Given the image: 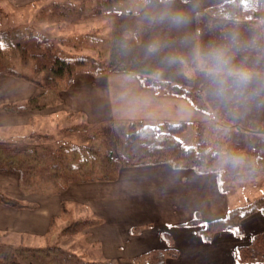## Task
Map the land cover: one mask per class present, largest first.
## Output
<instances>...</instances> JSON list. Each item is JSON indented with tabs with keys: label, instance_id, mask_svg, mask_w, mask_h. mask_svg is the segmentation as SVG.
<instances>
[{
	"label": "rangeland",
	"instance_id": "obj_1",
	"mask_svg": "<svg viewBox=\"0 0 264 264\" xmlns=\"http://www.w3.org/2000/svg\"><path fill=\"white\" fill-rule=\"evenodd\" d=\"M4 1H0L2 37L0 76L16 79L20 83L19 89L21 87L27 89L28 99L32 101L27 110L18 112L19 115L14 116L12 122H15V126L0 129V157L11 154L8 159L14 157L15 163L24 161L26 168L31 169L24 173L22 180L15 170L16 165L12 170L4 168L0 171V201L2 202L4 198L14 200L18 206L35 205L37 202L47 203L49 198L46 195L50 191L78 183L76 180L73 181L74 179H67L61 170L58 171V180L55 179L54 182L47 164L37 161L31 164L32 162L27 161L22 155L25 150L35 151V159L36 156L53 152L56 156L55 151L60 147L74 144L91 147V150L96 149L104 156L109 152L112 157L117 158L126 127L129 123L137 122L114 120L108 118L107 114L97 116L99 114L92 113L91 119L94 122L89 123L85 108L79 107L81 105L70 97L71 94L65 95L74 76L80 79L76 82L79 91L86 89L87 80H94L97 85L100 79L104 81L127 74L135 82L144 80L146 83L143 87L154 93L157 92L151 84L164 80L183 85L195 95L202 94L201 81L204 77L197 71L194 59L197 50H205L202 31H256L261 59L260 51L264 52V38L261 35V31H264V0H252L254 5L259 4V12L255 15L263 17L262 21L239 23H231L221 19L222 17L219 19L207 12L206 9L217 6V2L221 0H122L121 4H114L117 13H109L106 10L108 8L104 3L105 0H54L65 2L50 5H48L49 1L40 0L27 6L22 4L23 0H10L13 3L9 0L6 3ZM253 4H247V8L251 10ZM19 6L20 8L17 9L16 7ZM204 10L207 13L203 12ZM176 13L183 14L186 23L180 26L174 25L170 17ZM248 14L252 15L254 12L251 10ZM246 37L236 35L233 38L246 39ZM56 59L65 60L69 64V75L53 76L50 70ZM260 66L262 67V64ZM53 71H56V68H53ZM107 84L108 82L101 83V88L111 90L113 98L118 99L120 103L127 101V91L133 92V88L128 85ZM262 88L264 90V84ZM25 101H19L17 104ZM196 101L200 102L197 99ZM202 101L209 109L203 94ZM74 103H77L75 104L77 107L73 105ZM73 108H75L74 112H68ZM3 110L10 111L8 107ZM250 118L252 117H248ZM256 123H250L248 127L261 136L262 133L264 134L263 117L259 116ZM75 126H84L85 130L73 132ZM251 134L248 139L252 140L254 136L253 133ZM175 135L186 146L191 145L195 140L206 141L205 144L209 142V145L201 144L203 147L208 146L217 152L227 151L229 155H232L230 151L235 152L233 142L238 140V138L233 142L230 140L226 150L223 146L218 149L214 146L218 143L215 142L217 137H209L202 124L196 126L183 124L175 131ZM96 162L99 163L100 168L95 173L103 176V179L106 177V180L112 181L120 170L117 168L112 171L114 168H110L104 158ZM216 166L214 162L208 168ZM208 168L203 166L200 169ZM241 169H247V165L231 163L224 177L227 180L226 189L230 199L237 200L236 208L231 209L236 212L229 215V221L243 233L240 216L244 215L245 210L250 207L252 212L258 208L264 209V177L261 176L264 172L254 170L256 174H253L251 179L247 172L244 173L240 171ZM256 183L262 185L260 190L257 186L254 189L250 188ZM55 185L57 187H54ZM69 194L70 192L63 195ZM138 221L141 220L137 219L134 222ZM229 221L226 222L227 225ZM82 229L83 227L80 226H70L68 233H65L62 231L63 228L58 230L55 225L50 233V241L39 249L32 248L30 243H21L15 238L0 235V264H85V261L120 264L117 260L113 263L103 262L98 258L99 255L95 256L96 249L87 246L84 241L87 235L83 234ZM256 235L264 238V233L252 236ZM243 236L244 233L240 237ZM252 236L247 238V243L243 246L237 247L241 249L238 260L235 258L238 264H253L260 261L264 263V256L251 252V246L254 244ZM261 245L264 246L262 240L258 242V247L264 254ZM82 246L86 247L87 251L83 250Z\"/></svg>",
	"mask_w": 264,
	"mask_h": 264
},
{
	"label": "crops",
	"instance_id": "obj_2",
	"mask_svg": "<svg viewBox=\"0 0 264 264\" xmlns=\"http://www.w3.org/2000/svg\"><path fill=\"white\" fill-rule=\"evenodd\" d=\"M38 1L23 0L22 4L27 6ZM47 1L48 5L65 2ZM224 1L228 0H221L217 5ZM122 2L118 0L116 4ZM202 33L205 50L212 45H229L234 63L249 67L258 74V79L247 92L226 99L211 95L209 83L202 77V94L208 104V112L196 110L180 96H165L147 90L143 87V80L135 82L127 74L104 81L100 79L97 85L94 80H87V87L82 91L76 85L80 79L74 76L65 95L71 94L70 97L81 105L79 107L85 108L89 123L94 122L91 119L93 113L99 114L97 116L107 114L108 118L114 120H135L144 124L157 121L192 124L186 126L202 124L209 137H217L215 141L220 145L214 146L218 149L223 146L226 150L230 140L233 142L238 138L235 140L238 142H233L235 152L230 151L232 155L227 151L219 152L215 161L217 166L205 170L181 169L168 164L121 168L112 181L77 183L69 185L63 193H47V203L10 207L0 201V235L15 238L21 243H30L32 248L39 249L50 241V233L55 225L60 230L74 220L94 218L98 224L83 230V234L87 235L84 241L90 249H96L95 256L99 255L98 258L103 262L117 260L120 264H131V259L141 254L160 250L170 254L166 264H238L235 249L247 243L250 236L264 233V209L258 208L246 217L240 216L244 240L233 231L216 232L205 240L198 231L204 224L221 220L229 210L236 208L237 200L230 199L224 177L231 163H245L247 169L240 171L247 172L251 179L256 174L254 170L264 172L263 131L259 136V133L248 127L250 123L257 124L259 116L264 119V52L260 51L261 59L256 31ZM236 35L247 37L233 38ZM261 35L264 38V31H261ZM0 78H6L0 79V129L3 130L15 126L12 119L19 114L4 111L2 107L28 100V90L22 87L19 89L20 83L16 79L7 76ZM103 82L128 85L133 88V92L127 91V101L120 103L106 86L107 89L101 88ZM74 109L68 112L72 113ZM215 128L216 135L213 134ZM251 133L255 137L252 140L248 139ZM255 186L260 190L262 185L256 183L250 188L254 189ZM68 192L69 195H63ZM137 219L143 222H134ZM192 219H197V224L188 226L186 223ZM82 248L86 250V247ZM253 264L264 263L260 261Z\"/></svg>",
	"mask_w": 264,
	"mask_h": 264
},
{
	"label": "trees",
	"instance_id": "obj_3",
	"mask_svg": "<svg viewBox=\"0 0 264 264\" xmlns=\"http://www.w3.org/2000/svg\"><path fill=\"white\" fill-rule=\"evenodd\" d=\"M1 2L4 0H0ZM118 0H105L104 3L108 9H106L109 13H116L114 9V4L117 3ZM253 4L252 0H228L223 3L213 6L211 8L206 9L208 13L222 17L231 23H239L240 21H252L258 20L262 21L263 17H257V12H259V4H253L251 6L252 12L254 14H248L249 8H247V4ZM105 12V11H103ZM129 12V11H126ZM125 36V35H124ZM127 36V35H126ZM134 38V37H133ZM1 42L2 37L0 35V52H1ZM81 63V62H80ZM50 71L53 72V76H64L69 75L70 66L65 60L56 59ZM53 68H56V71H53ZM143 85L146 83L143 80ZM154 88L155 92L164 94L165 96H180L187 101L195 108L202 110L204 112H208L207 106L202 101V94L198 93L193 95L191 91L185 89L183 85L173 84L169 81L159 80L156 84H151ZM200 100L197 103L196 99ZM31 100L28 99L23 103L19 104H6L2 108L6 110L8 107L10 112L20 113L21 111L27 110L31 105ZM43 105V104H41ZM16 106V107H15ZM185 123H169V122H155L150 124H144L141 122H132L126 127V133L122 139V145L120 152L118 153V157H112L109 152L104 156L103 153L94 149L91 150V147L88 146H80V145H63L58 150H56L55 154L49 153L47 155L36 156L34 159V155H36L35 151L25 150L24 158L32 162L37 161L38 163L44 162L47 164L48 168L52 173L51 179L54 181L58 180V171H63L64 176L67 179H74L73 181H77L78 183L85 182H93V181H105L107 178H102L103 176H99L95 172L100 168L97 164V160L100 162L101 160L106 159L108 166L112 169H121L126 167H143L150 165H158V164H168L175 168H194L200 169L201 167H210L214 162L218 153L215 149L210 148L208 146L203 147L201 144H205L206 141L202 142H192L191 145H184L175 135V131ZM192 125V124H185ZM73 132H78L79 130H85L84 126L81 127H73ZM217 142V141H215ZM225 143V140L223 141ZM218 144V143H217ZM207 145V144H205ZM91 146V145H90ZM220 149V148H219ZM11 155V154H10ZM8 155V156H10ZM7 155H4L3 158L0 157V171L1 169L7 168L12 170L15 167L20 174V178L22 180L24 173L30 171V168H26L27 165L24 161H18L15 163L14 157L8 159ZM14 156V154H13ZM5 162V163H4ZM35 162V163H37ZM98 165V166H96ZM26 168V169H24ZM115 172V171H114ZM108 179L107 181H109ZM55 182V181H54ZM65 185V184H64ZM54 187H57L55 185ZM68 187V185H67ZM66 186L62 189L57 188L49 193H59L61 190L66 189ZM2 203L10 206V207H18L16 201L3 199ZM252 208V207H250ZM247 209L244 212L243 217H246L248 213L252 212V209ZM236 212L228 211L227 216L221 220L212 221L204 224L199 229V234L203 239L208 240L210 235L216 232L222 231H233L237 236H242L243 233L239 231L238 227L234 225L231 221H229V215ZM197 219H192L188 221L186 224L188 226H195L197 224ZM229 221L227 225L226 222ZM98 224V221L94 218H84L74 220L69 223L66 227H64L63 232L68 233L70 226H80L83 227L82 230L92 227ZM81 231V230H80ZM251 252L255 255L264 256L263 251L258 247V242L262 240L264 242V238L258 235L252 236ZM260 246V245H259ZM258 247V248H257ZM264 248L263 245H261ZM249 248V247H248ZM49 249V248H47ZM240 248L235 249V258L238 260ZM241 250V249H240ZM167 251L160 250H151L147 253L141 254L133 259H131L132 264H166V259L169 257ZM73 257V256H72ZM108 262H116V261H108ZM103 263V262H102ZM85 264H100V262L90 263L85 261Z\"/></svg>",
	"mask_w": 264,
	"mask_h": 264
},
{
	"label": "clouds",
	"instance_id": "obj_4",
	"mask_svg": "<svg viewBox=\"0 0 264 264\" xmlns=\"http://www.w3.org/2000/svg\"><path fill=\"white\" fill-rule=\"evenodd\" d=\"M170 19L176 26L186 23V18L181 13L172 15ZM194 59L197 71L209 83L210 94L218 99L242 95L258 79V74L253 69L234 63L229 45H212L206 50H197Z\"/></svg>",
	"mask_w": 264,
	"mask_h": 264
}]
</instances>
